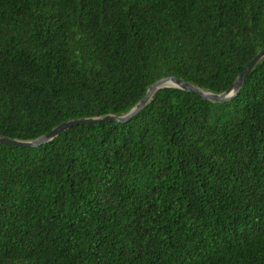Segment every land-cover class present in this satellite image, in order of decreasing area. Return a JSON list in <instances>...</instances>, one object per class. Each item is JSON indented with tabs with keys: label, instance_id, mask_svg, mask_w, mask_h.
Wrapping results in <instances>:
<instances>
[{
	"label": "trees",
	"instance_id": "obj_1",
	"mask_svg": "<svg viewBox=\"0 0 264 264\" xmlns=\"http://www.w3.org/2000/svg\"><path fill=\"white\" fill-rule=\"evenodd\" d=\"M264 0H0V264H264Z\"/></svg>",
	"mask_w": 264,
	"mask_h": 264
},
{
	"label": "water",
	"instance_id": "obj_2",
	"mask_svg": "<svg viewBox=\"0 0 264 264\" xmlns=\"http://www.w3.org/2000/svg\"><path fill=\"white\" fill-rule=\"evenodd\" d=\"M264 58V49L260 50L242 69V71L237 75L235 78L233 85L225 92L220 93V94H214L210 93L207 91H204L186 81H183L181 79H177L176 77H166L162 78L155 83H153L146 91L145 95L143 98L124 116L121 117H112V119L119 120V121H128L130 117L137 112H139L141 109H143L147 103L150 101L152 95L160 90L161 88L165 87H174V88H180L183 90H186L188 92H192L194 94H197L201 96L204 99H210L213 102H219L223 101L226 99H229L232 97L234 94H236L239 91V88L242 86L244 83V80L246 76L248 75L249 72L252 71L254 66L262 59ZM95 119H77V120H71L67 122H63L59 126L55 127L49 134L46 136H43L40 138L38 141L43 140L45 137L50 136V135H57L59 134L62 130L65 128L71 126V125H78V124H84V123H89L93 122ZM36 141V142H38ZM36 142H22L18 140H11L5 137L0 136V143L2 144H11L15 146H32L36 144ZM39 143V142H38Z\"/></svg>",
	"mask_w": 264,
	"mask_h": 264
}]
</instances>
